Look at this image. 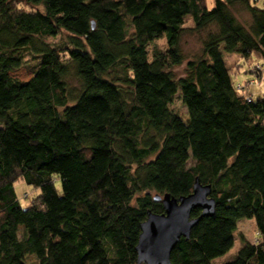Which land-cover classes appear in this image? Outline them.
<instances>
[{
    "label": "trees",
    "instance_id": "trees-1",
    "mask_svg": "<svg viewBox=\"0 0 264 264\" xmlns=\"http://www.w3.org/2000/svg\"><path fill=\"white\" fill-rule=\"evenodd\" d=\"M258 2L0 0V264H138L141 225L164 213L155 197L188 196L197 178L215 215L172 264H217L244 219L258 239L222 264H264V92L248 102L255 80L235 85L224 57L264 80ZM192 33L206 36L189 59ZM18 181L40 190L27 208Z\"/></svg>",
    "mask_w": 264,
    "mask_h": 264
},
{
    "label": "water",
    "instance_id": "water-1",
    "mask_svg": "<svg viewBox=\"0 0 264 264\" xmlns=\"http://www.w3.org/2000/svg\"><path fill=\"white\" fill-rule=\"evenodd\" d=\"M164 205V213H148L141 225V235L137 245L138 264H172L171 256L182 238L189 239L191 232L203 218L213 217L216 201L212 197V186L203 185L197 178L193 192L179 199L165 195L155 197ZM195 210H200L198 218H193Z\"/></svg>",
    "mask_w": 264,
    "mask_h": 264
},
{
    "label": "rangeland",
    "instance_id": "rangeland-1",
    "mask_svg": "<svg viewBox=\"0 0 264 264\" xmlns=\"http://www.w3.org/2000/svg\"><path fill=\"white\" fill-rule=\"evenodd\" d=\"M214 0H207V5L209 8L213 7ZM258 5L260 7H264V0H259ZM241 20L244 22H247L249 19L248 15H242ZM186 26L194 27L193 21L191 17H187L185 19ZM206 34H188L186 35L182 40V50L183 53L187 58H193L201 54L202 51V42L205 38ZM154 46L164 49L165 48V42L163 40L157 41ZM153 46H151L152 48ZM225 61L227 63V66L231 69L235 75H233V81L235 85H246L248 82L252 80H255V84L253 83L247 90L251 94L254 95V97L262 95L264 92V80L259 82L257 76H254L252 74L248 73V70L252 68L255 64H251L248 66L245 64L244 59L241 58L236 53H227L224 52ZM239 71V72H238ZM175 76L177 78H180L185 75V64L178 67L174 70ZM75 84L72 83V86ZM258 88H260V91H258ZM258 91V92H257ZM171 108L176 112V114L184 121L187 122L189 119L188 111L185 106L181 103V101L177 98L174 102V104L171 106ZM191 162V161H190ZM58 189L61 190V186L57 185ZM15 190L16 194L19 198V202L22 205L23 208H27L31 201L36 198L40 194V190L30 187L26 185L23 181H18L15 183ZM236 236V242L234 248L224 257H221L216 260L217 264H222L227 261H230L234 258L237 251L241 247L240 237L244 236L249 242L255 243L258 239V235L256 233L255 223L253 220H241L238 223V230L235 234ZM28 264H37V260L35 257H29L27 259Z\"/></svg>",
    "mask_w": 264,
    "mask_h": 264
},
{
    "label": "built area",
    "instance_id": "built-area-1",
    "mask_svg": "<svg viewBox=\"0 0 264 264\" xmlns=\"http://www.w3.org/2000/svg\"><path fill=\"white\" fill-rule=\"evenodd\" d=\"M256 68H257V71H259V72L262 71V73L264 74V63L261 64V65H257ZM252 83H253V82H251V84H252ZM239 89H241V90H245V87H239ZM255 99H256V97H254L253 94H248L247 97H246V100H247L248 102H253V101H255Z\"/></svg>",
    "mask_w": 264,
    "mask_h": 264
},
{
    "label": "crops",
    "instance_id": "crops-1",
    "mask_svg": "<svg viewBox=\"0 0 264 264\" xmlns=\"http://www.w3.org/2000/svg\"><path fill=\"white\" fill-rule=\"evenodd\" d=\"M258 91H260V88H258ZM258 91H257V92H258Z\"/></svg>",
    "mask_w": 264,
    "mask_h": 264
}]
</instances>
